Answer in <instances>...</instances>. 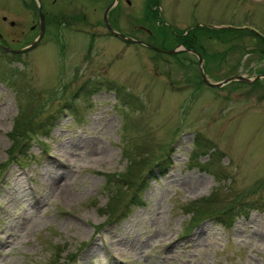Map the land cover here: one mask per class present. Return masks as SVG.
<instances>
[{"label": "rangeland", "instance_id": "1", "mask_svg": "<svg viewBox=\"0 0 264 264\" xmlns=\"http://www.w3.org/2000/svg\"><path fill=\"white\" fill-rule=\"evenodd\" d=\"M117 2L115 31L179 53L110 34L114 0H0V264H264V0ZM39 6L42 39L11 51L37 39ZM188 31L209 82L255 81L201 83L175 48ZM141 180L145 207L107 217ZM239 204L231 228L209 219Z\"/></svg>", "mask_w": 264, "mask_h": 264}, {"label": "trees", "instance_id": "2", "mask_svg": "<svg viewBox=\"0 0 264 264\" xmlns=\"http://www.w3.org/2000/svg\"><path fill=\"white\" fill-rule=\"evenodd\" d=\"M218 32H222V31H218ZM224 32H226L225 34H227L228 32H231L233 34L234 38L240 36L237 34V32H234V31L226 30ZM247 32L251 33L252 37L256 38L255 36H257V35L255 33L251 32V31H247ZM240 33L242 34L244 32H240ZM225 34H219L218 33L217 36L220 37V35H225ZM257 37L259 39V44L262 47L264 45V40L261 39L259 36H257ZM153 38H154V34H153ZM153 38H151V39H153ZM201 83H203V82H201ZM46 123H48V122L37 123L35 129L36 130H43L46 126ZM29 126H30V123L28 124V126L25 129V128H23V126L19 127L18 125H16L15 129L12 132V136H11V139L13 142L12 152L16 151V153H18V155H22V157L24 155H26V153L25 152L23 153V151H22L24 148V145H27L28 142L31 141V138L27 136V132L31 133V135L35 134V129L29 128ZM45 134H47V133H45ZM196 146L198 147L199 145L196 144ZM13 157H15V156H13ZM168 161L169 160L166 158V159H162L160 162L161 173L163 175L166 174V170L163 167L166 164H168ZM141 185H142V180L140 181L138 189H136V192H133L131 197L129 198L127 206L125 205L123 207V209L120 210V207L118 205L119 203L114 205V207L111 209V211H107V217H112V216L116 217L117 216V218H120V217H123V219L127 218L129 214L124 216V212H126L130 208V207H128L130 204V200H131V204H133L136 209L145 207L144 203H141L139 200H137V195H138L137 191L141 189ZM140 191H144V190H140ZM248 209L249 208L248 207L246 208L245 205L239 204V205H232L224 211L217 210V211H213V212L208 213V214H209V219L215 220L218 224H220L226 228H231L233 226V224L235 223L236 219L238 218V216H240V215H237L236 217H234L233 212L235 210L237 212L248 211ZM256 210H258L260 212H264V204H262L260 206V208L256 207Z\"/></svg>", "mask_w": 264, "mask_h": 264}, {"label": "water", "instance_id": "3", "mask_svg": "<svg viewBox=\"0 0 264 264\" xmlns=\"http://www.w3.org/2000/svg\"><path fill=\"white\" fill-rule=\"evenodd\" d=\"M117 1H118V0H114V4H111V5L105 10V12H104V24H105L107 30H108L111 34H113V35H115V36H117V37H119V38H121V39H124V40H126V41H128V42H132V43H133V42H137V43H139V44H141V45H143V46H145V47H147V48H150V49H152V50H155V51L165 52V53H168V54H175V53H176L177 50H172V51H169V50H168V51H162V50H160V49H158V48H156V47H153V46H151V45L145 44V43H143V42H141V41H137V40H134V39L128 38V37H126V36H124V35H122V34L116 32V31L110 26V24H109V22H108V19H107V15H108V13L110 12L109 9H111L112 7H114V6L116 5ZM39 11H40V18H41V21H40V32H39V35H38L37 39H36L33 43H31L29 47H26V48H24V49H22V50H17V51H15V50H11V51H13V52H17V53H23V52L29 51L30 49H32V48H34V47L36 46V44L40 41V39H42V37H43V33H44V23H43V14H42V11H41V6H39ZM12 25H13V23H12ZM0 50L10 51V49H8V48H6V47H3V46H0ZM188 51L191 52V53H193L194 55L197 56V58H198V69H199L200 77H201L203 83H204L206 86L210 87V88H218V87H220V86H222V85H224V84H226V83H228V82H235V81H236V82H239V81H240V82H245V83H252L253 81H255V80H249V79L244 78V77L236 76V77L229 78V79H227L226 81L221 82V83H219V84L211 83V82L208 81V79H207V77H206V75H205V73H204V71H203V69H202V63H203V60H202L201 55H199V54H197V52H195V51H191V50H189V49H188ZM258 78H264V76H261V77H258Z\"/></svg>", "mask_w": 264, "mask_h": 264}, {"label": "flooded vegetation", "instance_id": "4", "mask_svg": "<svg viewBox=\"0 0 264 264\" xmlns=\"http://www.w3.org/2000/svg\"><path fill=\"white\" fill-rule=\"evenodd\" d=\"M54 2V1H53ZM115 8V7H114ZM114 8H112L111 10H113ZM106 10V9H105ZM118 10H129V8L128 9H123V8H119ZM54 11V13H57V19L59 20V19H63L64 18V16H66V11L67 10H53ZM2 21L3 22H5L6 21V19L5 18H2ZM11 27H14V25H11V23L9 24ZM34 27H35V24H33L32 26H30V31H33V29H34ZM189 31H191V30H189ZM189 31H188V33H189ZM146 34H148L149 36H153V32L151 33L150 32V30H148L147 32H146ZM153 38V37H152ZM193 38V39H192ZM156 39H159L158 38V36H157V38ZM194 40V33L192 34V33H189L188 34V38L187 39H182L180 42H177L176 43V49L177 48H179V47H181L182 45L183 46H185L187 49H191L190 47H191V45H190V40ZM10 48V47H9ZM10 49H14V48H10ZM193 49V48H192ZM4 52V51H3ZM7 53H9V54H11V52H9V51H6ZM190 54V53H189ZM193 55V54H192Z\"/></svg>", "mask_w": 264, "mask_h": 264}, {"label": "bare ground", "instance_id": "5", "mask_svg": "<svg viewBox=\"0 0 264 264\" xmlns=\"http://www.w3.org/2000/svg\"><path fill=\"white\" fill-rule=\"evenodd\" d=\"M98 155H100L101 153L99 152V153H97ZM58 178V177H57ZM57 178H52L53 180H51V182H56V180H57ZM114 238H116V237H114ZM108 246H111V244L110 245H108ZM110 251H112V253H118V254H121V253H123L124 251H122V247L121 246H116L115 248L114 247H112V248H110Z\"/></svg>", "mask_w": 264, "mask_h": 264}]
</instances>
